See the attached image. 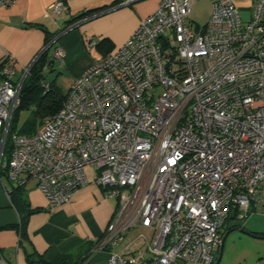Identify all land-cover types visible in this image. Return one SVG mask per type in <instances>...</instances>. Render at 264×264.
I'll list each match as a JSON object with an SVG mask.
<instances>
[{"label":"built area","instance_id":"obj_1","mask_svg":"<svg viewBox=\"0 0 264 264\" xmlns=\"http://www.w3.org/2000/svg\"><path fill=\"white\" fill-rule=\"evenodd\" d=\"M251 1L244 20L234 0H211L207 22L192 27L193 0H158L30 134L9 132L30 66L13 79L12 64L0 60L7 182L35 180L54 206L90 175L117 200L100 243L107 264H212L231 208L241 220L264 216V0ZM66 9L58 0L46 15ZM62 53L57 46L54 55ZM136 227L146 230L135 237L142 247L130 251L134 239L117 249ZM0 264L9 263L0 256Z\"/></svg>","mask_w":264,"mask_h":264},{"label":"crops","instance_id":"obj_2","mask_svg":"<svg viewBox=\"0 0 264 264\" xmlns=\"http://www.w3.org/2000/svg\"><path fill=\"white\" fill-rule=\"evenodd\" d=\"M56 1L16 0L13 5L0 7V60L5 58L12 64L13 79H16L23 67L30 66L51 42L54 45L49 48L48 59L52 63L47 68L57 74L55 80L62 74L68 76L67 91L94 60L104 57L103 51L88 45L90 39L108 38L112 47L106 55L113 53L158 4V0H142L133 2L136 4L109 6L114 0H62L67 9L60 17L51 12L46 15L48 6ZM234 2L241 17L248 19L241 12L247 8L250 15V0ZM100 6L104 8L79 17L86 10ZM57 46L63 50L59 58L54 55ZM88 176V182L77 188L67 201L54 206L48 205L35 180L29 181L24 186V195L34 210L28 215L22 233L15 226L20 214L5 192L9 183L0 179V226L12 225L0 227V256L9 264H39L40 259L48 264L59 254L76 250L82 244H92V251L81 264H107L108 248H101L100 243L117 208V200L106 196L105 190ZM143 231L146 230L141 227L129 230L117 249H122ZM142 245L140 239H135L130 251ZM251 264H264V256Z\"/></svg>","mask_w":264,"mask_h":264},{"label":"trees","instance_id":"obj_3","mask_svg":"<svg viewBox=\"0 0 264 264\" xmlns=\"http://www.w3.org/2000/svg\"><path fill=\"white\" fill-rule=\"evenodd\" d=\"M121 0H114L109 6L113 4L120 3ZM104 6L96 7L93 9L86 10L79 17L91 15L95 11H99L103 9ZM91 40V39H90ZM47 44V42H46ZM54 44H48L49 47L44 49L40 55L36 58V60L30 65L29 72L26 74L22 86L20 89V102L18 107L14 110L12 119L10 122L9 132H17L16 122L15 120L19 116V112L23 109H31V111L38 116V122L41 123L42 119L50 114H54L57 112L65 100L66 94L61 93L55 81H46L44 77V69L51 65L52 59H48V51L50 50ZM95 46L100 51H103V55L106 56V52L109 51L112 47V42L108 38H101L98 41H95ZM5 61H8L7 59ZM4 61V62H5ZM39 124L34 125L33 127H28L27 129L20 131L18 133L21 134H30L36 130ZM10 149L9 139H6L4 146V155L3 158L7 159L8 153ZM0 178L6 180V175L4 170H0ZM9 197L13 206L17 209L20 214V221L15 226L23 232V229L27 222V217L30 213L33 212L34 209H30L29 204L26 201L24 195V187L15 186L13 184H9ZM244 219V218H243ZM233 220H240L238 217L237 208L233 207L230 209L229 215L227 219L222 224L220 229L221 238L227 231H232L235 227L242 228L238 223ZM233 221V222H232ZM12 225H3L0 227L6 228L11 227ZM245 230V229H244ZM246 231V230H245ZM250 234H255L264 237V232H256V231H247ZM99 242V241H98ZM98 242H95L96 246ZM219 248V247H218ZM92 244H82L76 250L59 254L56 256L51 262L48 264H81L86 257L92 251ZM219 250V249H218ZM39 264H45L41 259L37 260ZM215 261L212 262L214 264Z\"/></svg>","mask_w":264,"mask_h":264},{"label":"rangeland","instance_id":"obj_4","mask_svg":"<svg viewBox=\"0 0 264 264\" xmlns=\"http://www.w3.org/2000/svg\"><path fill=\"white\" fill-rule=\"evenodd\" d=\"M139 2H142V0ZM250 4H252L251 0ZM210 8L211 0H193L188 15V21L191 26L201 27L204 25V23L208 20L207 18L210 13ZM248 12L249 11L247 8H243L241 13L245 15V18H248L250 16ZM92 53L95 54L96 52L93 50ZM56 76L57 74L51 72L49 68L46 67L44 69V77L46 81H53ZM56 79L57 80L54 81L61 93L67 92L68 76L62 74L60 75V78ZM38 119V116L34 114L31 109H23L19 112V116L15 120V130L20 132L27 129L28 127H33L34 125L39 124ZM233 221L238 223L246 231H264V216L257 213L249 214L242 220L240 219ZM218 249L219 248H217L214 252V261L219 255ZM263 256L264 237L255 234L253 235L248 232L245 233L233 230L227 234L224 240L219 264H251L253 261L258 260Z\"/></svg>","mask_w":264,"mask_h":264},{"label":"water","instance_id":"obj_5","mask_svg":"<svg viewBox=\"0 0 264 264\" xmlns=\"http://www.w3.org/2000/svg\"><path fill=\"white\" fill-rule=\"evenodd\" d=\"M137 1H140V0H133V1L130 2V3L137 2ZM130 3H125V4H122V5H128V4H130ZM47 47H49V46L46 45V46L44 47V49H46ZM232 230H236V231H240V232H245V233H247V231H245L243 228H240V227H235V228H233ZM229 232H231V231H227V232L223 235V237L221 238V242H220V245H219V246H220V247H219V255H218V257L216 258L214 264H219V262H220L221 255H222L223 243H224V240H225V238H226V236H227V234H228Z\"/></svg>","mask_w":264,"mask_h":264},{"label":"bare ground","instance_id":"obj_6","mask_svg":"<svg viewBox=\"0 0 264 264\" xmlns=\"http://www.w3.org/2000/svg\"><path fill=\"white\" fill-rule=\"evenodd\" d=\"M1 179V178H0Z\"/></svg>","mask_w":264,"mask_h":264}]
</instances>
